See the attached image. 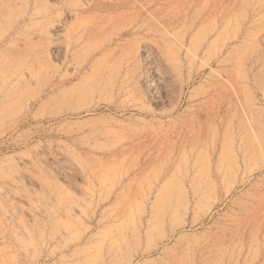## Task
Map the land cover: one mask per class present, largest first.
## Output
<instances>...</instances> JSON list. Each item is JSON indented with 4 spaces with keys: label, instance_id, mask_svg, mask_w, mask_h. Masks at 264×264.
Instances as JSON below:
<instances>
[{
    "label": "rangeland",
    "instance_id": "rangeland-1",
    "mask_svg": "<svg viewBox=\"0 0 264 264\" xmlns=\"http://www.w3.org/2000/svg\"><path fill=\"white\" fill-rule=\"evenodd\" d=\"M0 264H264V0H0Z\"/></svg>",
    "mask_w": 264,
    "mask_h": 264
}]
</instances>
